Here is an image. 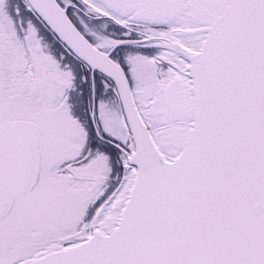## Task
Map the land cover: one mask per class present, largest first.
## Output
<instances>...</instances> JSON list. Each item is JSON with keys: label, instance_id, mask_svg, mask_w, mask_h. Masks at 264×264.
Returning <instances> with one entry per match:
<instances>
[{"label": "snow or ice", "instance_id": "6c2138e0", "mask_svg": "<svg viewBox=\"0 0 264 264\" xmlns=\"http://www.w3.org/2000/svg\"><path fill=\"white\" fill-rule=\"evenodd\" d=\"M0 264H264V0H0Z\"/></svg>", "mask_w": 264, "mask_h": 264}]
</instances>
